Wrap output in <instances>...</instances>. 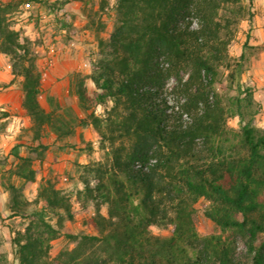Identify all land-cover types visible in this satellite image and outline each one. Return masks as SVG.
I'll use <instances>...</instances> for the list:
<instances>
[{
	"label": "trees",
	"instance_id": "1",
	"mask_svg": "<svg viewBox=\"0 0 264 264\" xmlns=\"http://www.w3.org/2000/svg\"><path fill=\"white\" fill-rule=\"evenodd\" d=\"M45 2L0 0V53L12 61L10 83L23 93L32 132L9 176L36 181L46 131L64 149L78 127L92 126L105 152L85 165L77 194L83 207L94 206L91 231H64L72 202L49 178L32 202L5 184L11 215L27 221L23 230L9 225L19 264H264V127L253 121V89L239 79L245 54H229L253 0H101L88 25L104 32V14L114 24L108 37L97 36L91 72L70 77L79 111L50 95L49 109L42 105L32 40L8 17L15 6ZM223 78L233 95L217 88ZM235 116L238 129L228 124ZM200 199L214 224L207 233L198 230ZM61 235L74 246L51 256Z\"/></svg>",
	"mask_w": 264,
	"mask_h": 264
},
{
	"label": "rangeland",
	"instance_id": "2",
	"mask_svg": "<svg viewBox=\"0 0 264 264\" xmlns=\"http://www.w3.org/2000/svg\"><path fill=\"white\" fill-rule=\"evenodd\" d=\"M83 13L76 0H47V2L24 3L15 6L9 13L10 22L18 28L21 27L23 34L32 40V48L36 57L37 65L43 73L42 86L44 94L40 101L49 109L47 95L53 96L64 105H72L79 111L75 96L70 95V77L74 71L88 74L92 70V60L97 57V36L108 37L114 24L113 17L106 18V30L96 34L88 25L85 15L94 14L100 9L101 0H83ZM247 3V0H243ZM69 6V8L67 7ZM82 9V8H81ZM77 10V11H76ZM251 19H243L237 26L235 37L229 47V54L233 58L245 54L243 70L240 82L244 87L253 89V121L258 127H264V0H253L250 6ZM58 18L65 20L67 27L60 26ZM12 61L0 59V68ZM89 92L94 89L93 83L87 82ZM227 81L223 78L217 83V88L228 96L235 92L226 88ZM6 83H0V94L5 91ZM0 252L5 256L6 264H19L11 245V232L9 225L23 230L27 221L20 217H13L9 207V192L5 184L17 185L24 197L32 202L37 189L42 181L50 179L61 192L68 196L72 202L73 219L65 220L64 231L81 232L91 231L93 228L87 220L95 213L94 206L89 203L82 206L81 199L77 198L79 191L83 189L82 176L87 175L85 165L94 160L102 159L105 150L101 147L99 136L92 126L79 127L77 135L66 139L73 147L60 149L53 139V134L46 131L44 143L48 145L45 158L36 160L33 164L37 170L35 182L23 183L18 178L9 176L11 164L14 162V154H26L23 146L25 141L30 140L29 119L21 113L17 95L14 99L0 106ZM98 107V112H102ZM228 124L238 129L240 118L230 117ZM49 161L52 165L45 164ZM207 201L200 199L196 206L199 210L198 230L201 233L211 231L214 224L204 215L203 208ZM35 204L28 206L33 211ZM106 213V206L101 207ZM53 217L52 221L55 222ZM152 232L163 235L167 232L154 226ZM74 243H70L67 237L61 235L51 242V256L58 254L60 250L70 249ZM243 248V245L240 244Z\"/></svg>",
	"mask_w": 264,
	"mask_h": 264
},
{
	"label": "crops",
	"instance_id": "3",
	"mask_svg": "<svg viewBox=\"0 0 264 264\" xmlns=\"http://www.w3.org/2000/svg\"><path fill=\"white\" fill-rule=\"evenodd\" d=\"M76 3H78V5L80 7V12L83 13L84 10H83V6L82 5H83L84 1L83 0H76ZM67 7L69 8L68 5H67ZM85 18H86V21H87L86 15H85ZM18 26H19V24L14 26V27L16 29H21V27L18 28ZM25 35H27V32H26ZM0 59H2V60L6 59V56L4 54L0 53ZM3 68L4 69L0 68V83H6L7 86L4 88L5 91L0 94V106L3 105L4 103L7 104L8 102H10L11 100L14 99L15 95H17L18 100H19V107H20L21 113L24 114V111H23V109L21 107L23 93H22V91H21V89H20V87H19V85L17 83H10L12 78H13V75L11 73V65L10 64H6V65L4 64ZM0 109H3V107H1ZM26 117H28L29 125L31 126V120H30L29 116L26 115ZM77 132H78V130L76 131V135H77ZM53 139H55V135H53ZM45 164L52 165V163L49 162V161H45Z\"/></svg>",
	"mask_w": 264,
	"mask_h": 264
}]
</instances>
